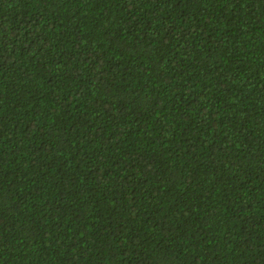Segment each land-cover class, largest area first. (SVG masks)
<instances>
[{"label": "trees", "instance_id": "obj_1", "mask_svg": "<svg viewBox=\"0 0 264 264\" xmlns=\"http://www.w3.org/2000/svg\"><path fill=\"white\" fill-rule=\"evenodd\" d=\"M0 264H264V0H0Z\"/></svg>", "mask_w": 264, "mask_h": 264}]
</instances>
